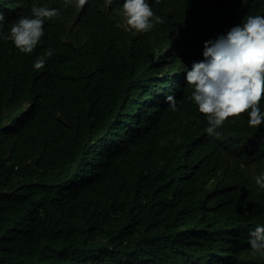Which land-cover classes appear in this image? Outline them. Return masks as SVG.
<instances>
[{
	"label": "trees",
	"instance_id": "16d2710c",
	"mask_svg": "<svg viewBox=\"0 0 264 264\" xmlns=\"http://www.w3.org/2000/svg\"><path fill=\"white\" fill-rule=\"evenodd\" d=\"M123 2L0 0V264H264V124L210 137L185 79L264 0H148L147 33ZM34 4L60 15L24 54L5 37Z\"/></svg>",
	"mask_w": 264,
	"mask_h": 264
},
{
	"label": "clouds",
	"instance_id": "9594fccd",
	"mask_svg": "<svg viewBox=\"0 0 264 264\" xmlns=\"http://www.w3.org/2000/svg\"><path fill=\"white\" fill-rule=\"evenodd\" d=\"M75 3L83 9L88 0H63L65 7ZM159 3L160 0H155ZM31 15H21L11 22L10 34L5 39L24 54H31L44 36V24L59 17L57 8L31 7ZM122 14L126 25L135 33H147L155 24L163 23L156 16L148 0H124ZM5 15L0 11V28ZM48 49L45 56H52ZM204 59L194 62L186 71V82L193 91L189 99L198 111L206 117L205 129L210 137L219 136L221 128L230 117L248 116V126L259 128L264 124V16L248 15L240 25L232 27L215 41L205 42ZM45 65V58L38 57L35 69ZM166 102L173 111L176 99L166 96ZM255 182L264 189V172L255 177ZM249 244L254 253L264 255V226H257L250 233Z\"/></svg>",
	"mask_w": 264,
	"mask_h": 264
},
{
	"label": "rangeland",
	"instance_id": "374dc122",
	"mask_svg": "<svg viewBox=\"0 0 264 264\" xmlns=\"http://www.w3.org/2000/svg\"><path fill=\"white\" fill-rule=\"evenodd\" d=\"M120 14L123 15V14H122V11H120ZM124 26H127V25H126V21H125V19H124Z\"/></svg>",
	"mask_w": 264,
	"mask_h": 264
}]
</instances>
